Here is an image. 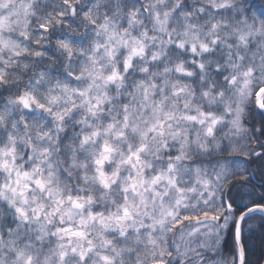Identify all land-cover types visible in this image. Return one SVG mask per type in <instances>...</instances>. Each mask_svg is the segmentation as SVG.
Instances as JSON below:
<instances>
[{
  "label": "snow or ice",
  "instance_id": "6c2138e0",
  "mask_svg": "<svg viewBox=\"0 0 264 264\" xmlns=\"http://www.w3.org/2000/svg\"><path fill=\"white\" fill-rule=\"evenodd\" d=\"M161 7L0 0V248L14 264L264 258V0ZM57 89L73 101L61 111L50 107ZM80 108L102 126L77 118ZM30 125L41 130L35 153L30 132L17 141ZM97 143L93 186L82 173L66 190ZM54 156L71 166L58 170Z\"/></svg>",
  "mask_w": 264,
  "mask_h": 264
},
{
  "label": "clouds",
  "instance_id": "9594fccd",
  "mask_svg": "<svg viewBox=\"0 0 264 264\" xmlns=\"http://www.w3.org/2000/svg\"><path fill=\"white\" fill-rule=\"evenodd\" d=\"M143 3L146 4H159V5H169L174 6L176 3H179L180 0H142ZM190 3L192 4H196V3H200V4H209L211 3V0H190ZM170 7L168 9H165L163 7H161L159 9V11L161 12V14L163 15V13L165 11H170ZM149 29H153L155 26L149 24ZM143 31V27H139V29L137 30V32L135 33L136 35H139L140 32ZM182 31V29L180 28L179 25L175 26V30L173 32L174 35H179L180 32ZM155 35H159V32H156ZM146 43L149 45L148 48L145 51V55L143 57V59L141 61H138L137 65L134 68V72L139 71L141 67L144 66V64H146L148 62V57L152 54L153 52V46L157 43L156 40H152V41H146ZM73 59H75V57H73ZM99 59V57H98ZM101 66L104 67L107 71H111L113 69H115L117 67V62L116 61H106V60H101L100 61ZM175 63V62H174ZM155 71V69H154ZM172 71L174 72L175 69L172 68ZM173 80H175V76L172 77ZM12 80H14V78L10 79V82H12ZM24 83L27 84V79L24 80ZM57 93L60 94V99L59 101H57L55 104H50V107H52L53 111H61L63 109H65L69 104H71L73 101L71 99H68L67 102L65 101L64 95L63 93H60V90L57 89L56 90ZM101 91H103V89H101ZM108 94L110 96H112L115 100L117 93L115 90L109 89L108 90ZM39 96L41 97V99L44 102H48V90H47V86H45L44 91H41L39 93ZM75 103L77 105H79L81 103V100L79 97L75 98ZM115 103L118 104L119 101L115 100ZM109 107H115V105H110ZM19 111V110H18ZM105 115H108V112L105 111L104 113ZM116 113L115 111L112 112V116L115 117ZM77 118H85L88 119L90 123H92L93 128L95 127H99L102 126V120L100 119H93L91 117H88V114L86 111L83 110V108H80L78 110V115ZM0 127H3L2 124H0ZM40 128L39 126H35V125H30V129L29 130H25L23 132H19L17 133V141L18 142H24L26 143V140L24 139L29 132L31 133L32 136V141L33 144L35 145L33 151L34 153L36 152V150L38 148L41 147L40 145ZM84 131H90L87 127L84 128ZM104 139H109L111 140V136L109 137H104L101 136L100 140H104ZM113 143H115V141H113ZM47 146V145H44ZM98 148V143L96 146L93 145H89L88 149H87V153L86 155H84L82 157V159L86 160L88 163V167L87 168H80L79 165H77V167L71 168L72 171V178L71 181L69 182L67 180V178H65V189L67 190L68 187H72L75 188L77 180L80 178L81 174H85L88 177V183L86 185V187H88L89 189L93 186L94 184V177H95V172L93 170V165H92V160L90 158V154L95 152L96 149ZM16 154H17V158L20 159V157H22L23 155V149L17 148L16 150ZM21 163H27V161L21 160ZM53 162L58 164V170H63L66 166L70 167L71 166V160L68 161H64L62 159L61 156H54L53 157ZM7 169H0V185H3L7 182ZM115 191V190H114ZM36 195H39L38 193ZM98 203H102V201L98 198L97 200ZM0 258H2L5 261V264H14V257L12 256V254L9 252V250L5 247V248H0ZM254 264H264V258H258L257 261L254 262Z\"/></svg>",
  "mask_w": 264,
  "mask_h": 264
},
{
  "label": "trees",
  "instance_id": "16d2710c",
  "mask_svg": "<svg viewBox=\"0 0 264 264\" xmlns=\"http://www.w3.org/2000/svg\"><path fill=\"white\" fill-rule=\"evenodd\" d=\"M251 2H256V3H258V0H250V3H251Z\"/></svg>",
  "mask_w": 264,
  "mask_h": 264
}]
</instances>
